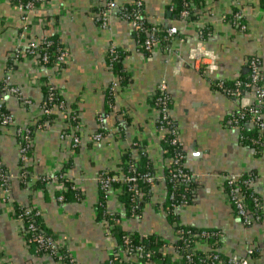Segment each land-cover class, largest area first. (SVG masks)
<instances>
[{"label": "crops", "instance_id": "1", "mask_svg": "<svg viewBox=\"0 0 264 264\" xmlns=\"http://www.w3.org/2000/svg\"><path fill=\"white\" fill-rule=\"evenodd\" d=\"M118 4L131 0H115ZM144 10L151 20L165 27L174 26L177 35L171 44L157 46L150 53L136 47L131 24L116 10L108 27L99 28L96 21L97 0H53L51 6L33 11L31 33L35 38L50 34V24L44 29L37 18L44 12L55 16L70 57L58 73L52 67L38 66L30 60L18 63L14 83L25 102L17 95L5 96V107L13 122L0 127V163L6 167L10 199L18 204L36 205L41 209L44 228L68 238V247L76 264H104L109 250L116 242L97 217L99 185L97 175L104 169L117 170L121 156L147 157L158 176L151 195L140 208L139 216L124 218L120 228L141 234L157 233L167 241L177 232L159 208L165 197L166 161L163 139L156 130L157 112L149 92L165 79L171 95L169 113L176 122L184 152V164L195 175L192 200L178 211V221L198 228H216L222 232L216 240L217 248L225 255L246 254L249 247H258L259 254L249 258L248 264H264V146L260 152L239 139L240 128L227 126L225 118L249 101L225 94L214 82L233 79L248 72L247 57L256 54L264 68V7L260 0H203L200 14L189 21L172 14L171 0H143ZM241 12L247 24L241 29L228 17L233 8ZM209 28L205 37L200 29ZM21 21L9 0H0V80L5 64L15 48V40L25 41L20 34ZM110 44L123 49L122 64L128 71V81L114 93V102H107V87L115 73L106 63L105 53ZM47 79L62 90L66 104L77 102L81 128L80 143L74 152L61 136L69 129L66 113L54 106V118L44 128L35 130L28 167L31 181L23 184L19 178V144L16 125L31 116L39 115L44 97L43 86L32 81L30 74ZM43 77V78H42ZM264 85V80H263ZM106 114L103 137L91 138L98 129L97 117ZM62 170L71 182L83 191L81 198L59 199L54 178L34 181L40 175ZM254 171V190L261 197L262 217L244 225L235 215L219 183L224 174L238 175ZM122 173L121 171H118ZM106 201V210L115 201ZM0 247L11 264H61L54 258L35 255L26 246L21 222L12 214L0 190ZM195 247L207 249L205 242Z\"/></svg>", "mask_w": 264, "mask_h": 264}, {"label": "built area", "instance_id": "2", "mask_svg": "<svg viewBox=\"0 0 264 264\" xmlns=\"http://www.w3.org/2000/svg\"><path fill=\"white\" fill-rule=\"evenodd\" d=\"M12 5L16 8L19 14V19L21 21V30L20 34L26 35L25 41L21 39H16L15 48L10 53L5 64V72L0 82V127L8 125L13 122V117L9 111L3 109L5 96L8 93L17 95L19 98L25 102L30 100L22 97L18 86L14 83V72L19 62L23 60H30L32 63L38 66L52 67L58 73H60L68 63L70 53L67 48L66 42L62 37V32L58 26L57 18L55 16L47 18L45 16L37 18V23L42 28L46 29L47 25L50 24L52 31L55 33L61 46L57 49V54L51 64L45 65L48 63V53L46 51H41L38 49L40 42L45 41L46 35L41 36L39 39L35 38L31 33V27L34 21L33 11L38 8L36 2L39 1L40 6H51L53 0H9ZM99 5L96 11V21L99 28H106L109 25L111 14L114 10L117 11L119 16L127 20L132 28H141L146 29L144 26L145 20L148 18L154 25L151 26L152 30H155L157 26L156 22L151 20L150 17L144 14V1L143 0H131L135 4V7L131 10H127L124 4H118L115 0H97ZM129 2V3H130ZM186 4V2H185ZM172 8V3L170 2V9ZM181 20L189 21L191 20V12L188 8H183L179 11V16ZM242 14L239 10L235 11L232 16V21L237 24L241 29H246L247 24L244 20L241 19ZM166 37L172 38L174 34L177 33V29L174 26H167L165 28ZM201 31V30H200ZM50 33V34H51ZM136 47L144 46V48L150 53L154 48L160 46L159 40L154 36H150L145 39L144 43H139L135 40ZM51 43L50 40H47V46ZM108 52L112 53L114 56H117V45L110 44ZM9 61V62H8ZM16 64V66H15ZM248 67V76L247 79L241 81V79H236L234 88L228 87V93L238 98L243 99L244 92L248 91L251 94V99L249 101L241 102L239 104V111L237 114H230L226 119L227 126H237L240 128L241 123L239 120L243 119L245 114L248 113V119L245 124H251L257 128L260 134H264V68L262 65L261 58L256 54H251L247 59ZM32 81L37 82L38 84H47L48 95L47 98L51 102L54 100L55 93L61 94L62 90L51 81H44L41 78H38L35 74H30ZM224 83L223 79H217L214 84L218 87H222ZM120 84L117 75L115 74L114 79L108 86L109 92L114 95V93L119 89ZM57 91H56V90ZM56 91V92H55ZM149 98L157 112V118L155 127L156 130L160 133L163 140L169 139V143L178 147V152L173 156H168L165 159L166 161V173L168 180H176L185 185L189 186L197 177L189 169L186 168L184 161L182 160V142L179 138L178 128L174 119L170 116L169 109L171 104V95L168 90V85L165 79L160 80L155 88L149 92ZM74 104H66V102L60 101L57 103V107L64 111L67 117L72 120L68 130L62 132L61 136L65 138L69 144V151L74 152L75 148L81 141L79 136V130L81 128V120L79 115V105L75 101ZM42 112H48L50 109L42 103L41 105ZM106 114H99L97 117L98 129L93 132L91 138L94 142L99 141L104 134L106 124L105 117ZM40 115H33L29 119H26L22 124L16 125L15 133L17 136L18 146H19V178L23 182L31 181L30 169L27 166L30 160V152L33 146V132L39 128H44L47 123L42 122L38 123ZM31 124H36L32 129ZM240 132V131H239ZM128 174H109L106 169L99 172L96 179L99 185V188L104 190L103 197L107 201L111 196H115V192L111 187L113 181H125L128 183V188L133 190L135 194L141 192L140 187L137 186V179L141 178L149 184V191H151L152 186L157 183V180L163 179V174L158 176L156 173L150 171L140 172L135 169L133 163L128 165ZM239 175V174H238ZM238 175L235 174H224L219 183L223 187V192L229 202L234 205V212L237 217L240 218L244 225H249L255 221H259L260 216L258 208L261 207V199H259V194L256 191H251L253 198L254 209H248L245 206V194L240 190L237 178ZM8 172L0 170V190L2 193V198L5 201L9 210L14 211L13 201L10 199V189L8 186L9 180ZM54 178L56 181V188L61 191L65 189V184L63 180L70 179L66 176L64 172L59 173V169L56 171L47 172L44 175H40L38 179L41 182L48 181ZM63 178V180L61 179ZM165 178V175H164ZM252 177H249L244 182L252 184ZM227 186V188H226ZM72 188H78L72 182ZM193 190V189H192ZM256 194V195H255ZM59 199H63L62 194H58ZM165 200H168V205H164ZM188 204L185 193L182 194V197L178 200H175V193L173 191L165 190V197L163 203L160 204L159 208L162 210L165 217L168 214H178V211ZM23 213L33 212L34 215L41 214V209L33 204H25L23 208ZM110 214L114 215L113 223H109L107 218H100L101 223L105 226V229L113 235L111 228L116 224L120 225L124 217V208L123 204L118 201L115 197L114 203L110 206L108 210ZM119 214V215H118ZM118 215V216H117ZM136 214L133 216H139ZM16 219L21 222V231L25 241V244L30 248L31 244H35V249L33 253L35 255H43L54 258L61 264H74L76 262L74 256L72 255L68 247V238L63 235H59L56 232L45 233L42 230L38 229L34 222H28V224H23L22 214H17L14 216ZM132 231V230H130ZM189 231V230H188ZM187 231V232H188ZM129 232V231H128ZM127 232V233H128ZM213 232V231H212ZM123 233L121 235V241L125 244L124 248L117 246L116 242L112 245L109 250L108 257L104 264H156V261L152 258V251L148 249L144 243L132 244L130 234ZM180 236L181 230L177 231ZM193 235H198V238L189 239V245L187 244L188 253H186L184 260L179 254V248L172 244L170 241H167L165 238L161 237L164 240V243L160 247L161 252L165 254L166 249L171 250V259L176 264H186L187 262L192 261V253L194 249H191L195 246L197 242H205V237L209 232L202 230L200 233L195 231L190 233ZM214 234L222 235V233L214 232ZM191 243V244H190ZM255 249H261L258 247H249L246 249V254H231L227 259H222L217 252H208L206 254L207 259H203L200 264H248L251 253ZM264 249V245H263ZM217 250V249H216ZM67 256V257H65ZM10 260L3 253L2 248L0 247V264H9Z\"/></svg>", "mask_w": 264, "mask_h": 264}, {"label": "trees", "instance_id": "3", "mask_svg": "<svg viewBox=\"0 0 264 264\" xmlns=\"http://www.w3.org/2000/svg\"><path fill=\"white\" fill-rule=\"evenodd\" d=\"M170 2L172 3V8H171L172 14L179 16V11L181 9L188 8L189 11L191 12V18L192 19H195L201 13L200 10H201L202 5H203V0H171ZM185 2H186V4H185ZM36 4H37V7H40L39 1H37ZM260 4L264 7V0H260ZM124 5L126 6L127 10H131L132 8L135 7V4L133 2L125 3ZM169 7H170V4H169ZM237 10L238 9L236 8V6H233L232 10L230 12H228V14H227L228 17L232 18L233 13ZM43 14H44V16H48V17L51 15L57 16L56 13L51 14V12L50 13L44 12ZM144 14L146 15L145 12H144ZM241 19L244 20V17H241ZM145 21L146 22H144V26L146 27V29L132 28L133 37L139 43L143 44L146 38H148L150 36H154L156 39L159 40V44H160L161 48H164V47L169 46L171 44L173 38L177 35V34H174V36L172 38L166 37V31H165L166 27L165 26H163L159 23H156L155 25L157 26V28L155 30H152L151 26L154 25L152 23V21H150L148 18ZM200 30H201L200 36L205 37L209 31V28H207V26H204ZM47 40L51 41V43L48 46L46 44ZM60 46H61V43L59 41L58 36L55 33H51V34L46 35L45 41L40 42L38 49L41 51V53L43 51H46L48 53V63L45 62L44 63L45 65H47V64L49 65L52 63V61L54 60V58L57 54V49ZM139 49L144 53H149L144 48L143 45L139 46ZM249 56L247 57V59L249 58ZM105 57H106V63L108 65V67L117 75L120 86L124 85L129 79V74H128V71L124 70V66L122 64L123 49H121V47L117 46V56H114L112 53L106 51ZM15 66H16V64H15ZM247 76H248V72H247L246 76L241 74L237 78L226 79V80H224L223 86L221 88L218 87L217 85H216V87L219 90H221L222 92H224L225 94L231 95L230 93H228V90H227L228 87L234 88L236 86V84H235L236 79H241V81H244L247 79ZM43 80L47 81V79H43ZM0 82H1V80H0ZM47 84L48 83L41 84V86H43V90H44V97H43L42 103H45V105L47 107H49L50 110L48 112H41L39 114L40 118L38 119L39 120L38 123L50 122V120L52 118H54V116H55V114L52 113L51 109L54 106H57V103H59L60 101L66 102L63 95L58 94V93H55L54 100L50 102L47 98V95H48ZM106 97H107V102H109V104L114 102V96L109 92L108 87H107V91H106ZM71 104H74V103L71 102ZM3 109L5 111H8L7 108L5 107V105H4ZM238 111H239V108L237 110L233 111L232 113L237 114ZM232 113H230V114H232ZM230 114H228L227 117L224 119L225 122H226V119L230 116ZM248 116H249V114L246 113L244 118L239 120V124L240 123L242 124V125H240L239 139L241 142L247 143L250 146L254 147L256 152H260L264 146V134L261 135L259 130L257 128H255L254 126H251V124L250 125L245 124L247 119H248ZM66 117H67V115H66ZM70 122L72 123V120H70ZM30 126L33 129L36 126V124H31ZM33 134H34V132H33ZM163 144H164V146H163L164 155L173 156L176 154V152H178V147L169 143V139H168V141L163 140ZM130 156L131 155L129 152H126L125 154H123L121 156V162L119 163L120 170L119 169H117V170L106 169L108 171V173L109 174H118L119 173L118 171H121L124 174L125 173L128 174L129 173L128 172L129 163H133L135 169L140 171V172L150 171V172L154 173V168H153L152 164L150 163L149 159L144 156L143 153H142V156L140 159H134ZM184 158H185L184 152L182 151V160H184ZM1 169L6 172V167L0 163V170ZM60 172H62V170H59V173ZM166 172L167 171H165L166 189H168L169 191H173L175 193V200H178L179 198H181L182 194L185 193L186 199L188 200V204H189L190 201L192 200V197H193L195 180L193 182H191V184L189 186L185 187L184 184H182L176 180H168L169 178H168ZM254 176H255L254 171L250 170V171H244V172L240 173L238 175V178H237L238 186H239L240 190L245 194L244 203L248 209H254L255 208L254 203H253V198L251 195V191L253 190V186H252V184L244 182V181L246 179H248L249 177H252V179H251V181H252ZM61 179L63 180V178H61ZM63 181H64L66 188L62 189L61 191L58 192V194H62L63 200L66 198H70V197H74L77 199L82 197L83 191L80 188H72L71 187L72 182L69 180H63ZM40 182L41 181L39 179H37L34 181L33 185L36 187L40 184ZM21 183L23 184L24 182H21ZM136 184L141 189V192L139 194H135L133 190H130L128 188V183L125 181H113L111 183V187L115 192L116 199L123 204V208H124L123 214H124L125 218H130L133 215L139 214L141 206L144 204L145 201H147L149 199V197L151 195V191H149L148 182L139 178V179H137ZM226 188H227V186H226ZM103 195H104V190L99 188V197H98V201H97L98 202V204H97V217L98 218H107L109 223L111 224V223H113L114 215L110 214L109 211L106 210V200L103 197ZM259 199H261L260 196H259ZM164 205H168V200H165ZM231 205H232V208L234 210V205L232 202H231ZM13 206H14V211H12V214L14 216L17 214H22L23 224L26 225V224H28V222L31 221V222H34L36 227L38 229L42 230L43 232H45V233H52L53 232V231H49V230L44 228V222H43V218H42L41 214L34 215V213L31 211L28 212L27 214L23 213L24 205L18 204L16 202L13 203ZM257 210L259 212V216L261 219V217H262L261 207L258 208ZM166 218L169 220L170 223H172L173 227H175L176 232L178 230L179 231L181 230L180 236L177 233L176 237L173 240H171L170 242L172 244H174L175 246H177V248H179V251H180L179 254L183 260L185 258L186 253H188V250H187L188 246H186V245L187 244L189 245V242H190L189 239L194 238V240H195L196 238H198V235L192 236L190 233L195 232V231L200 233L202 230L209 232V234L205 237V239H206L205 243L208 246L207 249L197 248L195 246L193 248H191V249H194V252L192 253V261L187 262L186 264H200L203 259H207L206 258L207 257L206 256L207 251L208 252H210V251L211 252H217V254L222 259L228 258L229 255L223 254L217 248L218 244L216 243V240H218L221 237V235H218V234L216 235V234H214V232L217 231L219 233H222L219 229H216V228H198L195 226L182 224L178 221V214L170 213L167 215ZM128 231L129 230L120 228V225H117V224L111 228V232L115 236V239H116L115 240L116 244L120 248H124V246H125V244L121 241V235L123 233H127ZM127 234H130L129 236L131 238L132 244L144 243V245L152 251V258L156 261V264H176V262H173L171 259V254H172L171 250L166 249L165 254L163 252H161L160 247L164 243V240L161 238L162 236L160 234H157V233L141 234L135 230L129 231ZM29 249H30V251L31 250L33 251L35 249V244L32 243ZM257 254H259V250L255 249L251 253L250 257L255 256ZM65 257H67V256H65ZM9 264H11V263H9ZM74 264H76V262Z\"/></svg>", "mask_w": 264, "mask_h": 264}]
</instances>
